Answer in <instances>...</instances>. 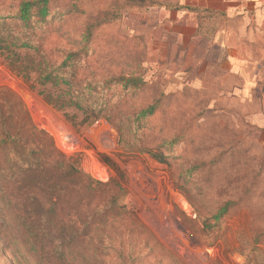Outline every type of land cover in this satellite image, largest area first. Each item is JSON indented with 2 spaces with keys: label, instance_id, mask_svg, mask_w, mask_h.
Wrapping results in <instances>:
<instances>
[{
  "label": "trees",
  "instance_id": "1",
  "mask_svg": "<svg viewBox=\"0 0 264 264\" xmlns=\"http://www.w3.org/2000/svg\"><path fill=\"white\" fill-rule=\"evenodd\" d=\"M142 1L194 12L178 1ZM100 3L0 0V57L26 83L34 76L48 106L79 113L81 125L103 120L123 152L166 165L202 236L237 211L264 204V151L246 139L255 126L209 109L200 91L187 87L164 104L163 80L144 78V46L131 53L112 44L95 53L98 30L121 17L117 1L110 9ZM123 198L120 183L85 173L36 127L21 99L0 86V243L20 249L10 251L13 264H109L107 249L116 254L113 264H131L123 235L138 221ZM252 226L253 239L264 244V227Z\"/></svg>",
  "mask_w": 264,
  "mask_h": 264
},
{
  "label": "rangeland",
  "instance_id": "2",
  "mask_svg": "<svg viewBox=\"0 0 264 264\" xmlns=\"http://www.w3.org/2000/svg\"><path fill=\"white\" fill-rule=\"evenodd\" d=\"M98 1L109 9L117 1L121 17L98 30L95 53L112 44L133 53H140L144 46V78L149 83L163 80L164 104L183 87L200 91L209 109H225L235 122L242 117L254 125L246 139L264 151L263 7L259 8L261 16L256 9L248 11L240 6L228 16L198 10L196 28L187 29L184 17L178 18L172 9L164 17L158 10L163 7L150 6L149 1ZM154 1L173 6L178 0ZM76 22L68 24L74 27ZM52 41L60 43L55 36ZM0 86L21 99L36 127L85 173L105 184H121V205L138 221L123 235L124 244L132 249L121 250L134 259L131 264H264V244L255 242L252 226L264 227L263 202L258 205L260 211L252 204L249 211L239 210L227 217L206 238L193 207L174 184L166 165L147 155L123 152L116 132L105 121L81 125L79 113L48 106L38 95L43 89L35 85L34 76L26 83L9 71L2 57ZM106 158L110 166L101 162ZM255 213L257 217L252 218ZM10 251L18 253L20 249L0 243V264H13ZM105 254L112 259L109 264L116 262L111 249Z\"/></svg>",
  "mask_w": 264,
  "mask_h": 264
},
{
  "label": "crops",
  "instance_id": "3",
  "mask_svg": "<svg viewBox=\"0 0 264 264\" xmlns=\"http://www.w3.org/2000/svg\"><path fill=\"white\" fill-rule=\"evenodd\" d=\"M178 3L180 6L194 9V12L187 9L175 11L178 14V18L184 17L187 20V29H190L192 26L196 28L197 15L195 12H198V10L221 12L226 13L228 16L235 7L240 6L241 9L248 11L256 9V13L261 16L262 11L259 8H264V0H178ZM158 10L164 17L168 12L171 13V11L165 10L164 8H159ZM226 35L228 36V34Z\"/></svg>",
  "mask_w": 264,
  "mask_h": 264
}]
</instances>
